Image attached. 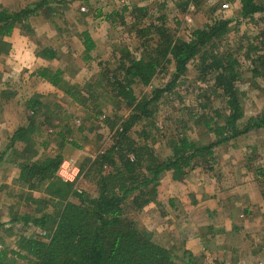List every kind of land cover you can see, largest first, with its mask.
Wrapping results in <instances>:
<instances>
[{
	"label": "rangeland",
	"instance_id": "obj_1",
	"mask_svg": "<svg viewBox=\"0 0 264 264\" xmlns=\"http://www.w3.org/2000/svg\"><path fill=\"white\" fill-rule=\"evenodd\" d=\"M36 1L0 0V8L18 10ZM54 1L45 3L36 17H30L27 22L29 31L15 29L6 38L10 49L0 57V153H3L0 163V244L9 248H16L19 235L31 237L42 233L31 224L24 226L10 222L15 216L31 214L36 208L28 197L33 195L37 198L41 195L28 192L18 182V164L21 162L23 144H11L16 129L29 123V99L40 96L38 99L46 106L42 109L46 116L45 126L40 117L35 120L36 132L32 135L34 158L40 159L58 152L62 154L63 161H68L78 170L85 159L93 157L111 143L110 130L103 115L126 116L129 112L124 103L114 98L110 100L106 95L95 101L98 105L95 111L93 104L88 102L92 111L87 112L38 78L36 73L40 68L60 69L67 82L83 86L94 82L102 69L114 68L124 48L134 58H140L142 52L137 49L139 42L129 33L131 16L124 12L119 17L124 7H146L149 15L165 16L172 35L184 40H189L192 31L207 24L210 18L229 19V33L217 46L220 54L232 52L235 56L244 57L249 52L247 42L255 40L264 30V14L254 16L253 20L235 21L240 9L238 0ZM184 3H187L185 9L183 6L180 8ZM113 11L118 12V15L111 22L106 16ZM83 32H88L95 44L89 59L83 52L80 36ZM250 44L261 47L259 39ZM44 48L55 49L58 57L52 61L38 57ZM258 52L264 57L260 48ZM243 57L240 59L241 78L237 86L242 96L245 117L248 118L257 116L264 106V68L255 64L257 73L254 75L251 65ZM196 69L197 61H193L186 74L180 78L177 88L159 99L153 117L135 126L130 133L133 139L138 140L137 133L145 131L155 154L161 159L170 154L169 143L177 134L183 133L198 144L213 140V136L206 134V129L195 124L188 115L193 110L200 116L198 107L207 100L211 109L223 110L220 97H200L207 83L200 78ZM172 70V66H169L148 86L138 85L135 88L136 95L149 96L152 90L164 87L170 80ZM206 112L209 115V108ZM183 124H186V128H183ZM61 130L69 142H65L62 147V142L54 136ZM209 165L212 170L196 168L188 171L182 180L173 179L170 173L164 174L151 203L141 210L134 209L129 202L126 204L127 218L138 229L152 233L161 243L167 242L175 252L187 248L192 239L197 241L204 232L209 234L213 242L232 239L235 243V247L224 254L216 250L206 254L203 252L197 256L199 264H220L229 257L231 262H235L231 264H264V218L261 216V211H264V131L251 130L215 147ZM76 187L95 195V185L91 180L81 179ZM170 199L174 201V206H171ZM207 201L214 207L213 211L209 210V215H206L201 209L196 213L198 219L194 216L191 218L192 209ZM261 203L263 205L260 206ZM202 217L203 220H199ZM228 219L233 223L234 234L231 232L228 235L227 230L214 234L213 230L224 229ZM211 221L215 229L212 227V231H205L203 228ZM182 227L190 231H185L186 235L182 234ZM198 227L201 229L197 232ZM196 234L198 236L195 237ZM185 236L186 240H182ZM202 245L205 247L204 242ZM15 264L28 263L17 261Z\"/></svg>",
	"mask_w": 264,
	"mask_h": 264
},
{
	"label": "trees",
	"instance_id": "obj_2",
	"mask_svg": "<svg viewBox=\"0 0 264 264\" xmlns=\"http://www.w3.org/2000/svg\"><path fill=\"white\" fill-rule=\"evenodd\" d=\"M48 2L55 1L38 0L18 10L0 8V57L10 49L6 38L15 29L29 31L28 20L36 17L40 8ZM238 2L240 9L236 22L238 19L253 20L254 16L264 14L262 0ZM186 5L184 3L179 7L185 9ZM120 12L119 17L124 12L131 16L129 33L139 42L140 58H134L124 48L114 68L102 69L94 82L83 86L67 82L60 69L43 67L36 75L87 112L92 111L88 102L93 104L95 111L98 108L95 101L102 95L124 103L129 112L126 116L103 115L110 130L109 147L85 159L79 167L77 179L65 182L58 176L62 154L57 152L40 159L34 158L32 135L36 132L35 120L40 117L45 126L46 116L42 109L46 106L38 99L40 96L29 99V123L16 129L11 144H23L18 182L28 192L41 195L28 197L36 208L31 214L15 216L10 222L24 226L31 224L42 233L31 237L19 235L16 248L5 247L1 243L0 264H15L17 261L28 264H199V258L188 250L181 248L175 252L167 242L161 243L152 233L138 229L127 218L125 206L129 202L134 209L141 210L156 197L164 174L170 173L173 179L182 180L190 170H212L209 161L213 159L215 147L251 130L264 131V106L257 116L245 117L237 86L243 56H235L232 52L220 54L217 50L221 40L229 33L231 20L210 18L207 24L192 31L189 40H184L172 35L165 16L149 15L146 7H124ZM117 15L118 12L113 11L106 17L113 22V17ZM80 36L83 52L89 59V53L95 48L94 41L88 32ZM257 39L261 45L258 48L250 44ZM253 41L247 42L249 52L243 59L251 65L255 75V64L264 68V57L258 52L259 48L264 52V30ZM38 57L52 61L58 55L55 49L44 48ZM193 61H197L196 70L207 83L200 97H220L223 110L211 109L207 105L208 100L198 107L200 116L190 110L189 118L204 127L213 140L198 144L183 133L177 134L169 143L170 154L161 159L155 154L145 131L137 133L138 140L133 139L130 133L135 126L153 117L159 99L177 88L180 78ZM169 66L173 70L164 87L152 90L149 96L136 95L138 85H150ZM208 108L209 115L206 112ZM47 124L50 126L49 122ZM54 136L62 142L61 147L65 142L69 144L63 130L54 133ZM2 159L3 153H0V163ZM81 179L94 182L95 195L76 187ZM169 202L174 206L172 199Z\"/></svg>",
	"mask_w": 264,
	"mask_h": 264
},
{
	"label": "crops",
	"instance_id": "obj_3",
	"mask_svg": "<svg viewBox=\"0 0 264 264\" xmlns=\"http://www.w3.org/2000/svg\"><path fill=\"white\" fill-rule=\"evenodd\" d=\"M243 186L246 188V185L245 184ZM263 204L261 203L260 206L263 205ZM213 208L214 207H211L210 201H207V202H204V203H199V204H197L192 209V211H191V218H193V216H194L195 218L198 219V215H196V213L199 212L201 209L204 210V212H205L206 215H209V210L210 211H213ZM263 213H264V211H261V216L262 217H263ZM199 220L202 221L203 220V217H202V219H199ZM229 220L230 219H228V222L225 224L224 229L221 228V229H218L217 231L213 230L214 231V234H215V232H222L223 230H227V234L229 233L228 235L234 234V231L235 230H234V227H232V225H231L233 223H232V221H229ZM212 227L215 229V227L213 225V221H211L210 223L206 224V227H204L203 229H205V231H207V230L212 231ZM182 228H183L182 230H184V232L182 234H185L186 235L185 231H187V230L190 231V229H185V227H182ZM200 229H201V227L196 228L197 232ZM196 236H198V235L196 234L195 237ZM209 237H210L209 234H207L206 232H204V235H202L201 238H199L197 241H195V239L194 240L192 239L189 242V244H187V248H184V249H186L188 251H191L194 256H198L200 254H203V252L206 254L209 251V253H210L211 250H214V251L216 250L217 252H221V253H223V252L224 253H227L228 251L231 250V248L233 249L235 247L234 246L235 243L232 241V239L231 240L224 241V242L219 239L218 240L220 242L219 243L218 241L217 242L216 241L213 242V240L209 239ZM192 238H194V237H192ZM182 240H186V236L183 237ZM203 242L205 244V247H203V245H202ZM185 244H186V242H185ZM207 244L209 245V249L207 247ZM221 253H220V256L224 257V255H223L224 253L223 254H221ZM219 260H221V259L219 258ZM231 263H235V262H231V259L229 257V258H226V260H222L220 264H231Z\"/></svg>",
	"mask_w": 264,
	"mask_h": 264
},
{
	"label": "built area",
	"instance_id": "obj_4",
	"mask_svg": "<svg viewBox=\"0 0 264 264\" xmlns=\"http://www.w3.org/2000/svg\"><path fill=\"white\" fill-rule=\"evenodd\" d=\"M226 7V6H225ZM79 170L64 160L58 169V176L65 182H73L77 179Z\"/></svg>",
	"mask_w": 264,
	"mask_h": 264
}]
</instances>
